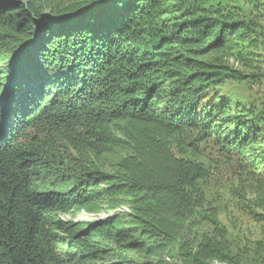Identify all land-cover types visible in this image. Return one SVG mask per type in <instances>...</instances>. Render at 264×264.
Instances as JSON below:
<instances>
[{
	"label": "trees",
	"instance_id": "trees-1",
	"mask_svg": "<svg viewBox=\"0 0 264 264\" xmlns=\"http://www.w3.org/2000/svg\"><path fill=\"white\" fill-rule=\"evenodd\" d=\"M171 1L0 0V264H264V110L218 91L259 78L231 60L262 28ZM210 140L256 236L208 199ZM103 200L130 213L59 219Z\"/></svg>",
	"mask_w": 264,
	"mask_h": 264
},
{
	"label": "rangeland",
	"instance_id": "rangeland-1",
	"mask_svg": "<svg viewBox=\"0 0 264 264\" xmlns=\"http://www.w3.org/2000/svg\"><path fill=\"white\" fill-rule=\"evenodd\" d=\"M179 3L182 5L185 3L184 8L186 10L199 8L209 12H232L247 19H254L259 23L262 28V36L258 38L256 47H244L239 51L235 50L234 60H231V64L235 68L247 74H258L259 78L243 83L229 80L219 87L218 91L222 95L229 96L233 102L243 107H255L257 110H264V0L261 2H247L244 0H172L168 6L175 11H172L175 16H178L176 10H179L182 6ZM64 132L59 128H46L43 126L35 131H30V136L48 135L56 138L60 141L63 150L74 156L73 141H68ZM256 147L258 148L257 152L263 149V147ZM200 148L202 154L213 167L214 176L207 182L205 189L209 201L219 206L222 223L237 238V230L241 231V235L242 232L250 233L252 231L251 233L256 236L258 233L257 225L249 215L240 209L241 198L238 195V190L248 185L251 178L250 174L245 173L238 166L239 163L233 164L234 160H227L215 141L210 140L202 144ZM111 207V200H103L90 205L85 211L110 216L116 210ZM119 208L121 207L117 209ZM79 212V208L74 210L75 214ZM70 214L72 213L61 215Z\"/></svg>",
	"mask_w": 264,
	"mask_h": 264
},
{
	"label": "built area",
	"instance_id": "built-area-1",
	"mask_svg": "<svg viewBox=\"0 0 264 264\" xmlns=\"http://www.w3.org/2000/svg\"><path fill=\"white\" fill-rule=\"evenodd\" d=\"M115 213H130V209L128 207H121L116 209L113 214ZM61 215V214H60ZM59 215V219L63 222L67 223H77V222H89V221H97L100 219H105L109 217V215H98L94 213H88L85 210H81L79 213L75 214L72 213L70 215ZM214 264H225L219 261H216Z\"/></svg>",
	"mask_w": 264,
	"mask_h": 264
}]
</instances>
